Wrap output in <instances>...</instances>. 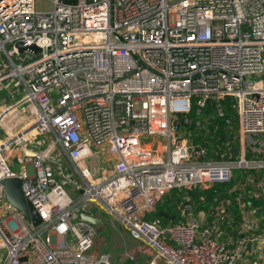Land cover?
<instances>
[{
	"label": "built area",
	"instance_id": "1",
	"mask_svg": "<svg viewBox=\"0 0 264 264\" xmlns=\"http://www.w3.org/2000/svg\"><path fill=\"white\" fill-rule=\"evenodd\" d=\"M49 1L0 0V202L1 180L17 177L41 219L0 206V264H264V177L228 189L263 200L237 198L234 240L191 213L145 217L172 188L264 172V0ZM195 97L220 116L232 98L228 158L184 127ZM230 204L219 199L217 219ZM104 226L122 238L116 262L97 251Z\"/></svg>",
	"mask_w": 264,
	"mask_h": 264
},
{
	"label": "trees",
	"instance_id": "2",
	"mask_svg": "<svg viewBox=\"0 0 264 264\" xmlns=\"http://www.w3.org/2000/svg\"><path fill=\"white\" fill-rule=\"evenodd\" d=\"M197 97L193 98L190 111L186 115L180 116L181 119H187L184 122L186 129H191V138L195 143L204 146L212 159L219 160L228 158V153H234L238 140L234 137L236 132V115L231 105L232 98L226 97L221 102L224 114L222 116L216 113L213 103L207 102L205 106L200 107L196 102ZM196 121L199 125L196 126ZM196 129H193L195 128ZM244 174L241 182L248 184L252 179L257 181L264 177V172H255L254 170H242ZM235 185V178L228 183L214 184L208 188L198 186L172 188L166 192L155 204L152 211L146 214V219L159 226L167 224L185 223L188 213L199 216L203 213L201 219V229H210L209 233L214 235L215 230L221 231L218 238L222 241L234 240L238 236L237 229L241 222L240 209L237 198L251 203V205H263V200L249 196V188L245 185V194L241 188H235L228 191ZM231 198V204L227 207L228 216L218 218L214 209L219 199L224 197ZM264 215V210L262 212ZM262 228L264 222H261Z\"/></svg>",
	"mask_w": 264,
	"mask_h": 264
},
{
	"label": "rangeland",
	"instance_id": "3",
	"mask_svg": "<svg viewBox=\"0 0 264 264\" xmlns=\"http://www.w3.org/2000/svg\"><path fill=\"white\" fill-rule=\"evenodd\" d=\"M34 8L40 12H49L52 9V4L49 0H34ZM264 77L260 76L259 78ZM190 131H193L189 129ZM12 170L14 172L19 171V167L14 165ZM235 182H240L242 178V170L241 168L234 169ZM0 206L3 209H6L9 206V203L5 200L3 203L0 202ZM9 209V208H8ZM221 233L220 230H217L214 235L219 236ZM126 242H128L127 238H124ZM122 242V238L109 226H104L100 228L97 232L96 237V247L98 252H107L109 253L113 262L117 261L119 252H120V245Z\"/></svg>",
	"mask_w": 264,
	"mask_h": 264
},
{
	"label": "water",
	"instance_id": "4",
	"mask_svg": "<svg viewBox=\"0 0 264 264\" xmlns=\"http://www.w3.org/2000/svg\"><path fill=\"white\" fill-rule=\"evenodd\" d=\"M16 46L19 52H22L25 49L19 42ZM30 48H34V46H30ZM1 184L4 189L6 201L12 207L22 212L25 218L30 221L33 226L38 225L41 222V219L31 203L23 196L20 188V179L17 177L5 178L1 180ZM85 219L91 223H96L98 221L96 218L90 216H86Z\"/></svg>",
	"mask_w": 264,
	"mask_h": 264
},
{
	"label": "crops",
	"instance_id": "5",
	"mask_svg": "<svg viewBox=\"0 0 264 264\" xmlns=\"http://www.w3.org/2000/svg\"><path fill=\"white\" fill-rule=\"evenodd\" d=\"M199 217H200V219L203 217V213H202V212L200 213ZM208 229H209V228H208ZM217 230H218V229H216V231H217ZM127 240H128V242L130 241L128 238H127ZM130 243L135 244V242L133 243L132 241H130Z\"/></svg>",
	"mask_w": 264,
	"mask_h": 264
}]
</instances>
